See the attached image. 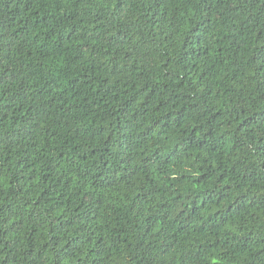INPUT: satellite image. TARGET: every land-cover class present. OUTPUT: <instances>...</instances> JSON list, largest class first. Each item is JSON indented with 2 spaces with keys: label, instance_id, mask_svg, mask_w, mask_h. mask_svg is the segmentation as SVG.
Listing matches in <instances>:
<instances>
[{
  "label": "trees",
  "instance_id": "1",
  "mask_svg": "<svg viewBox=\"0 0 264 264\" xmlns=\"http://www.w3.org/2000/svg\"><path fill=\"white\" fill-rule=\"evenodd\" d=\"M0 264H264V0H0Z\"/></svg>",
  "mask_w": 264,
  "mask_h": 264
}]
</instances>
